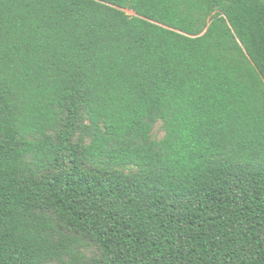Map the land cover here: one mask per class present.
I'll return each mask as SVG.
<instances>
[{"label":"trees","instance_id":"16d2710c","mask_svg":"<svg viewBox=\"0 0 264 264\" xmlns=\"http://www.w3.org/2000/svg\"><path fill=\"white\" fill-rule=\"evenodd\" d=\"M0 264H264V0H0Z\"/></svg>","mask_w":264,"mask_h":264},{"label":"rangeland","instance_id":"374dc122","mask_svg":"<svg viewBox=\"0 0 264 264\" xmlns=\"http://www.w3.org/2000/svg\"><path fill=\"white\" fill-rule=\"evenodd\" d=\"M163 136H164L163 124L160 122L155 126L153 137L156 138L157 140H160Z\"/></svg>","mask_w":264,"mask_h":264}]
</instances>
